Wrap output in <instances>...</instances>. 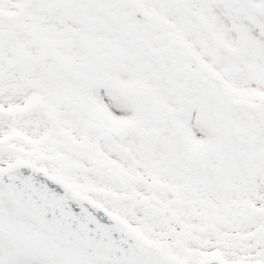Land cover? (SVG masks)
<instances>
[{"label":"snow or ice","instance_id":"snow-or-ice-1","mask_svg":"<svg viewBox=\"0 0 264 264\" xmlns=\"http://www.w3.org/2000/svg\"><path fill=\"white\" fill-rule=\"evenodd\" d=\"M0 264H264V0H0Z\"/></svg>","mask_w":264,"mask_h":264}]
</instances>
